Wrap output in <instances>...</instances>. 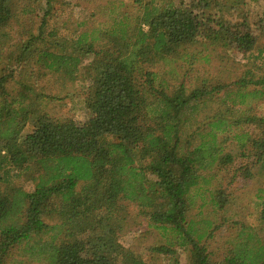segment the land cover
I'll return each mask as SVG.
<instances>
[{
    "label": "trees",
    "instance_id": "1",
    "mask_svg": "<svg viewBox=\"0 0 264 264\" xmlns=\"http://www.w3.org/2000/svg\"><path fill=\"white\" fill-rule=\"evenodd\" d=\"M17 1L0 0V264H147L119 240L124 201L165 238L148 247V264L176 248L187 264H264L255 226L222 215L232 204L227 186L210 187L232 165V175L264 178V113L251 104L264 101V0H107V10L98 5L103 23L79 31L78 22L66 35L47 27L54 0H46L36 32L14 41L12 20L31 11H17ZM198 46L217 62L227 59L220 49L236 50L242 69L172 84L152 69L192 63ZM47 74L88 80L87 120L41 107L38 79ZM21 175L30 190L13 182ZM197 200L212 210L191 215ZM225 224L222 257L213 260L207 240Z\"/></svg>",
    "mask_w": 264,
    "mask_h": 264
},
{
    "label": "rangeland",
    "instance_id": "2",
    "mask_svg": "<svg viewBox=\"0 0 264 264\" xmlns=\"http://www.w3.org/2000/svg\"><path fill=\"white\" fill-rule=\"evenodd\" d=\"M106 1L107 0H96L95 2L90 0H54L50 3V16L47 18V27L57 28L58 35L69 34L73 28H76L78 22H84V25L79 27V31L91 25L97 27L107 18L100 8H98L99 5L100 7H105V10H107L108 5L106 6ZM173 1L178 2L179 0ZM45 2L46 0H36L34 2H29L28 0L17 1V11L23 8L31 9V11L26 12L24 15L20 11L18 17L14 21L12 20L9 29L14 41L19 39V34L21 32L26 33V31L29 30L33 33L36 32L37 23L41 19L47 6ZM184 2L187 3L188 0H184ZM118 3L119 2L116 1V4ZM262 6V3H256L255 6H251V9L260 12ZM22 37H24V35H22ZM99 45L101 44L97 43L96 46ZM191 48H193V46ZM191 48H188L189 52ZM219 51L227 55L225 61L221 60V62H217L213 60L211 52L208 49L204 50L201 46H198L190 52L195 56V60H193L192 63L186 59H180L174 62H168L167 64L159 63L154 65L152 69L158 72L160 78L166 79L170 84L176 83L182 79L185 82L187 80H193L196 76H202L207 73L216 74L217 70L223 76L230 70L232 71L230 76H232L242 69L240 68V64L244 62V59L240 53L228 48L223 50L220 49ZM201 56H205V58ZM211 57L212 59L210 60L209 58ZM90 58L91 57L86 59L83 63L86 64ZM5 63L8 69H10V67H16V72L23 69V65L17 66V63L13 60H5ZM19 75L21 74H16L15 78ZM38 81V89L41 88V91L47 95V97L43 99L41 107H43L49 115L57 118H70L77 122H84L88 119L89 112L83 101L88 80L82 79L81 74L72 81H62L60 78L50 74L39 78ZM251 104L255 106L256 113H264V101L253 100ZM29 129L30 127L28 126L23 132H27ZM233 169L234 167L232 165V168L227 169L228 171L218 172L210 184V187L217 186L220 180L223 186H227L226 192L229 193V203L232 204L222 215L228 220L240 218L245 223L255 226L258 233L264 239V221L260 222L258 218L261 207L256 204L258 200L256 197L258 190H264V178L257 175L252 178L244 179L241 177L240 171L232 175ZM223 176H225V178ZM13 182L22 186V188L27 191L32 188L31 181L26 179L25 175L15 178ZM261 194L264 200V193ZM200 202L199 200L196 201V204L190 211L191 215L198 214L199 212L204 214L212 210V206L208 201L201 208L199 207ZM124 204L126 208V226L124 231L120 233L119 240L125 247L139 253L141 257L146 259L148 264L149 258H151V252L148 250V247L165 242V238L161 236L158 230L147 226L144 216L139 213V209L136 205L127 201H124ZM226 228H228L227 224H225L223 229L215 231L214 239L207 240L209 250L213 251V260H219L222 257L224 239H226L227 235V233H225ZM176 250V255L173 257L166 255L165 258L161 256L165 259H162L160 262L153 260L154 264H175L173 258H176L178 264H187V256L184 249L176 248ZM31 264L38 263L32 261Z\"/></svg>",
    "mask_w": 264,
    "mask_h": 264
}]
</instances>
